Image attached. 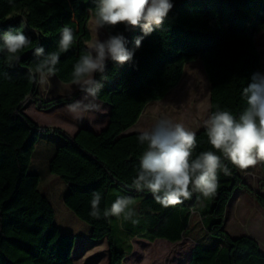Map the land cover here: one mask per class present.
<instances>
[{"label":"trees","instance_id":"trees-1","mask_svg":"<svg viewBox=\"0 0 264 264\" xmlns=\"http://www.w3.org/2000/svg\"><path fill=\"white\" fill-rule=\"evenodd\" d=\"M172 3L163 24L143 38L132 61L117 64L109 60L105 72L95 74L103 83L97 99L111 107L108 126L100 133L81 128L71 135L60 127L41 126L25 110L30 103L39 110L71 104L82 93L77 90L71 96L46 98L28 73L42 59L34 55L42 47L45 55L59 53L55 76L71 82L73 66L88 51L94 0H0V45L8 31L20 30L30 41L16 54L18 59L0 47V264H75V239L61 235L54 226L51 201L39 190V175L29 171L38 138L49 131L64 139L49 161V170L66 184L64 203L90 224L91 238L107 240L109 264H123L131 249L125 234L173 243L192 235L197 228L192 223L193 210L205 233L215 239L203 241L197 236L188 264H240L250 256L251 248L262 253L254 238H234L226 230L227 207L237 189L247 191L264 208V195L229 161L223 163L231 174L219 171L218 189L207 199L194 193L182 204L163 207L150 192L132 186L146 145L139 144V132L126 130L149 103L163 99L179 84L188 62L200 59L203 63L210 84V114L227 110L238 117L247 107L243 88L254 73H264L255 42L256 33L264 30V0ZM65 26L72 29L74 43L59 52ZM105 29L109 35L122 34L130 50L143 35L140 27L126 30L123 24ZM195 133L193 158L202 151H215L204 127ZM94 192L101 195L100 218L89 215ZM119 196L132 199L130 207L138 223L121 215V225H117L115 216H103Z\"/></svg>","mask_w":264,"mask_h":264},{"label":"clouds","instance_id":"clouds-1","mask_svg":"<svg viewBox=\"0 0 264 264\" xmlns=\"http://www.w3.org/2000/svg\"><path fill=\"white\" fill-rule=\"evenodd\" d=\"M94 2L97 30L123 24L126 30L140 27L143 35L135 39L132 50L126 47L127 41L122 34H110L106 39H96L89 45L87 53L79 58L71 73L72 84L82 93L80 100L66 105V111L75 120H83L90 113L102 109L96 100L103 83L95 79V74H103L109 60L117 64L132 61L134 51L141 46L143 38L163 24L173 7L172 0ZM2 41L0 47L16 59V54L30 43L20 30L3 33ZM73 43L74 33L65 26L58 41L59 52L67 51ZM34 55L42 59L35 69L29 70V80L43 86L57 71L59 53L45 55L44 49L38 47ZM242 96L247 107L238 117L230 111L217 110L203 121L208 143L215 151H202L195 158L192 153L197 146L196 133L183 123L159 119L152 127L140 131L137 139L140 145H146V150L140 157L139 171L132 186L137 191L150 192L158 204L169 207L182 204L194 193L205 199L214 196L219 186V171L222 170L226 176L231 174L223 160L240 170L264 164V73L252 75L251 83L243 88ZM100 202V193L94 192L90 201V216L100 218ZM132 204L130 197L119 196L110 208L103 211V216L119 218L123 215L136 224L139 221L133 219L136 212L130 207Z\"/></svg>","mask_w":264,"mask_h":264},{"label":"rangeland","instance_id":"rangeland-1","mask_svg":"<svg viewBox=\"0 0 264 264\" xmlns=\"http://www.w3.org/2000/svg\"><path fill=\"white\" fill-rule=\"evenodd\" d=\"M88 30L91 33V40L87 43L88 48L94 40H104L109 36L105 28L97 30L95 26V16L93 15L90 16L88 21ZM255 42L260 51L261 64L264 68V30L256 33ZM209 86L208 76L203 63L199 60L188 62L186 64L182 82L172 88L166 98L149 103L150 105L148 106L146 113L150 112L147 115L152 118V121L148 122L147 120L144 122L143 129L152 127L153 123L155 124L159 119H169L173 123H183L187 128L194 132L203 128V121L210 115ZM45 89L48 90V92L45 91ZM77 90V87L73 85L72 82H63L55 75L48 78L47 84L43 86L39 85V91L49 98L71 96ZM96 102L101 106L104 104L98 99ZM25 111L38 124L46 127L56 126L73 129L75 127L74 124L79 121L73 119V117L66 111V106L55 109L39 110L35 107L34 103H32ZM98 113L104 114L105 111L101 109ZM94 116L93 113H90L86 119L93 122ZM129 131L140 130L134 125ZM63 142V137L58 133L53 131L41 132L38 142L36 143V150L29 171L40 177L39 190L47 195L51 201L55 211L53 223L59 230V233L64 236H73L75 239L74 242L77 245H82L84 243L91 244L95 239L90 238V224L79 219L65 205L64 196L66 194V184L60 177L52 174L49 170V161L55 154L57 147ZM252 168L244 170V174H246L245 178L250 180L254 186L258 188L264 187V185H261L263 171H261L260 166H254ZM244 192L249 196L247 191ZM194 221L197 222L196 220ZM229 223L230 225H233L229 228L232 233L238 234L239 231H242L243 233L246 231H252L256 232L264 239V224H261L256 220L235 217L233 220H230ZM201 226L202 225L199 223V226L195 228V233L198 237H202L201 239L203 241L215 239L205 233ZM135 243L137 251L134 256H131L127 260V264H186L192 246L194 245V242L190 237H186L179 244L173 245L161 241L154 243ZM95 249V253L102 252L103 254L94 264H109L106 259L107 246L102 244L101 247L95 246L94 248H91V250ZM123 249H127L126 244H123ZM263 252L264 251H262V253ZM76 264H87L86 258L78 257ZM254 264L264 263L254 262Z\"/></svg>","mask_w":264,"mask_h":264},{"label":"crops","instance_id":"crops-1","mask_svg":"<svg viewBox=\"0 0 264 264\" xmlns=\"http://www.w3.org/2000/svg\"><path fill=\"white\" fill-rule=\"evenodd\" d=\"M197 60L201 61L200 59H197ZM197 60H194V61H197ZM184 72H185V70H184ZM183 76H184V74H183ZM182 80H183V77L180 80L179 84L182 82ZM167 95L164 98H166ZM81 97H82V94L77 98V100H80ZM46 98H48V97H46ZM31 104L32 103H30L29 105H31ZM29 105H28V107H29ZM66 105H68V104L58 105L56 107H53L52 109L65 107ZM149 105L150 104H148L146 106V108L144 109L142 115L140 116L138 121L134 124L135 127L137 126V128L140 131L144 130L143 129L144 128L143 127L144 122H146L147 120H148V122L152 121V118L148 117V115H147L150 112L146 113V110H147ZM102 110L105 111L104 114H102V113L100 114L98 112H93V114L95 115L93 122H90L88 119L85 118L83 120H79L78 122H76L75 123L76 125L74 124L75 127L73 129L66 128V127H60V128L64 129L65 131H67L71 135H74L81 128H87V129H90L91 131H93L94 133H100L101 131H103L108 126V123L110 121L111 107L107 103H104L103 106H102ZM134 125H132V126H134ZM153 125H154V123H153ZM51 127H56V126H51ZM129 129H127L126 132H128V133L129 132H140V131H129ZM256 166H260L261 171H263L261 164H257ZM251 168L252 167H250V169ZM255 171H257V170H255ZM240 172L244 173V170H240ZM262 173H263V175H262L263 178L261 180V185L263 186L264 185V172H262ZM246 182L251 187H253V189L255 191L260 192V193H262L264 195V187L258 188L256 186H254V184L250 180H247V179H246ZM244 191H245L244 189H237L235 191V193H234V196L231 198V200H230V202L228 204V207H227V211H226L225 227H226V230L228 231V233L234 238H238V237H242V236H249V237L254 238L259 243V245L261 247V250L264 251V239L262 237H260L256 232L246 231V232L243 233L242 231H239L238 234H235V233H232L230 231V229H229V228H231V226H233V225H230L229 222H230V220H233V218H235V217H237V218H246L248 220L249 219L250 220H256V221L260 222L261 224H264V208H262L250 195L248 196V194H246ZM115 220H116L117 225H121L120 217L119 218L116 217ZM194 220H196L197 222H195ZM192 221H194V222H192L193 225L199 226L200 219H199V216H197V214L195 216H193ZM90 231L91 230H89V234H90ZM125 237H126L128 243L131 245V249H129L127 251V255H126V257H125V259L123 261V264H127V260L131 256L135 255V253L137 251L135 242L154 243V242L161 241V242L169 243V244H172V245L173 244H179L181 242L180 241V242H177V243H173V242H171L169 240H166V239H156L155 241H151V240L145 238L142 235H132V234H130L128 236H126V234H125ZM187 237H190L192 239V241L194 242V245L196 244L197 234L195 233V231L193 232L192 235L187 236ZM90 238H91V235H90ZM102 244H105L107 246L106 259L109 262V252H108L107 240L106 239H101V240H95L91 244L84 243L82 245H77L75 243V246H74V249H73V253H72V256H73V259L75 261V264H76V261H77L78 257H85L87 264H94L95 261H98V259L102 256L103 253L102 252H96L95 253L94 251H96L97 248L95 250H91V248H94L95 246L96 247H101ZM194 245L192 246V249H193ZM192 249H191V252H192ZM191 252H190V256H189L186 264H188L190 259H191ZM254 262L255 263L256 262L264 263V252L263 253H258L254 248H251L250 256L247 259L242 260L240 262V264H254Z\"/></svg>","mask_w":264,"mask_h":264},{"label":"built area","instance_id":"built-area-1","mask_svg":"<svg viewBox=\"0 0 264 264\" xmlns=\"http://www.w3.org/2000/svg\"><path fill=\"white\" fill-rule=\"evenodd\" d=\"M42 90H43V89H42ZM45 91H47V92H48V90H46V89H45ZM245 175H246V174H244V178H245ZM253 175H254V174H253ZM192 214H193V215H195V214H196V211H195V210H193V211H192Z\"/></svg>","mask_w":264,"mask_h":264}]
</instances>
